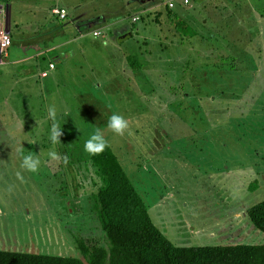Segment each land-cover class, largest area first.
I'll list each match as a JSON object with an SVG mask.
<instances>
[{
    "label": "rangeland",
    "instance_id": "374dc122",
    "mask_svg": "<svg viewBox=\"0 0 264 264\" xmlns=\"http://www.w3.org/2000/svg\"><path fill=\"white\" fill-rule=\"evenodd\" d=\"M170 1L82 0L92 22L59 35L52 27L66 22L23 15L43 31V50L57 52L40 59L49 79L32 63L26 77L14 72L25 65L0 64V251L88 264L81 242L109 248L99 179L86 167L84 145L96 129L174 245H264L247 215L264 201V0H207L203 12L192 0V31L180 33L165 16L156 22L168 3L184 2ZM114 114L128 122L123 136L108 128ZM54 124L63 131L55 145ZM27 154L40 160L37 173L21 167Z\"/></svg>",
    "mask_w": 264,
    "mask_h": 264
},
{
    "label": "trees",
    "instance_id": "16d2710c",
    "mask_svg": "<svg viewBox=\"0 0 264 264\" xmlns=\"http://www.w3.org/2000/svg\"><path fill=\"white\" fill-rule=\"evenodd\" d=\"M186 1L181 5L177 3L174 9L168 3L165 12L159 13L156 22L160 23L165 16L168 22L176 25L177 33L188 30L192 23L186 19L190 8V2L186 4ZM197 36L198 33L194 32L190 38L182 35L179 40L185 45L192 43ZM129 58L131 67H137L136 57ZM108 145L103 153L90 154L86 166L93 167L99 179L96 210L109 242L108 249H90L83 242L80 243V250L88 264H264V245H174L154 224L147 204L112 146ZM247 215L255 227L264 233V201L250 208ZM0 264L85 263L76 258L0 251Z\"/></svg>",
    "mask_w": 264,
    "mask_h": 264
},
{
    "label": "crops",
    "instance_id": "0c3cea01",
    "mask_svg": "<svg viewBox=\"0 0 264 264\" xmlns=\"http://www.w3.org/2000/svg\"><path fill=\"white\" fill-rule=\"evenodd\" d=\"M35 1H39L37 3H34ZM41 0H0V9H5L10 11L11 21H10V35L12 39V46L8 50V57H2L0 53V64L4 63V65H8L6 67H16L19 65H25V67L22 68V70H14L17 74H19L22 77H26L30 74L31 67L30 63H32V66H34V71L37 73H41L42 71V77L43 79H49L50 73L46 72L47 70H43L41 68L42 61L40 59L45 58L43 55L44 52L46 53H56L57 50L53 48L45 49L43 50V42L45 39L41 38L43 36V31H41L38 27L36 29L32 28L33 26H29L30 24L28 22L23 21V15L30 14L35 16V19L38 17L37 15H44L46 16V20H49L52 25L55 26L54 19H57L58 21L66 22L67 25L64 28V30L61 29H54L55 27H52V30L50 34L59 35V32L61 34H64L68 29L73 27L75 30L81 32L84 28H88L90 22L85 20V13H84V2H80V4H73L71 6L69 4V0L67 1V4H65V0H49L48 2H40ZM45 1V0H42ZM175 1V0H171ZM170 1V2H171ZM189 1V0H188ZM197 3H199L198 6H201L199 9L203 12L205 8V4L203 1L207 0H195ZM72 2H75V0H72ZM177 2V1H175ZM189 2H192L190 0ZM54 5H52V4ZM221 5L223 6V3L221 2ZM192 6L196 10V6L194 2H192ZM69 7H72L75 9V7L79 11V15H77L75 18H71L69 15ZM62 10L66 11L67 18L61 19L58 12H61ZM78 17V18H77ZM101 19V18H99ZM103 19V18H102ZM98 19H95L94 21H97ZM38 23V20L35 22ZM101 23V22H96ZM33 25V24H32ZM87 25V26H85ZM35 26V25H34ZM30 29H33L35 33L33 34ZM29 34V37L26 39L25 36ZM51 38L50 36L48 39ZM24 48L29 53L22 52L21 48ZM51 65H54L55 68L51 69ZM49 68L51 72H54L57 68L56 64H54L53 61H49Z\"/></svg>",
    "mask_w": 264,
    "mask_h": 264
},
{
    "label": "clouds",
    "instance_id": "9594fccd",
    "mask_svg": "<svg viewBox=\"0 0 264 264\" xmlns=\"http://www.w3.org/2000/svg\"><path fill=\"white\" fill-rule=\"evenodd\" d=\"M5 12H7V10H5ZM49 115L53 120H55L56 113L54 109L50 111ZM128 127V122L120 115H112L108 122V128L118 136H123ZM62 135L63 131L58 127V125L54 124L50 135L51 143L53 145L57 144L60 141ZM108 146V142L105 140L102 130L96 129L94 133L90 136V138L86 141L84 148L85 151L89 154L97 155L103 153ZM48 155L52 159H59V156L55 151L49 152ZM39 166L40 160L34 157L32 154H27L23 156L21 167L24 170L30 173H37L39 170Z\"/></svg>",
    "mask_w": 264,
    "mask_h": 264
},
{
    "label": "built area",
    "instance_id": "2783aa9c",
    "mask_svg": "<svg viewBox=\"0 0 264 264\" xmlns=\"http://www.w3.org/2000/svg\"><path fill=\"white\" fill-rule=\"evenodd\" d=\"M185 3L188 4L189 1L187 0ZM170 6L171 8L175 7L174 2L170 3ZM58 14L60 15L61 19L67 18V13L64 10L58 12ZM139 20H140L139 18H136L134 19V22L136 23ZM5 21H6V12L4 9H0V53L2 56L8 57V50L12 46V39H11V35L5 29ZM98 35L99 34L96 33V36ZM54 68L55 66L51 65V69Z\"/></svg>",
    "mask_w": 264,
    "mask_h": 264
},
{
    "label": "water",
    "instance_id": "95a60500",
    "mask_svg": "<svg viewBox=\"0 0 264 264\" xmlns=\"http://www.w3.org/2000/svg\"><path fill=\"white\" fill-rule=\"evenodd\" d=\"M10 21H11V16H10V11H9V9L7 10V12H6V31L8 32V33H10ZM131 36V34L130 35H126L125 36V39L127 38V37H130Z\"/></svg>",
    "mask_w": 264,
    "mask_h": 264
}]
</instances>
